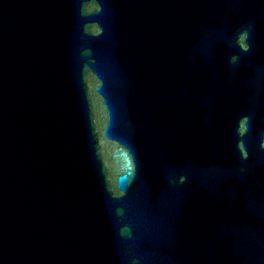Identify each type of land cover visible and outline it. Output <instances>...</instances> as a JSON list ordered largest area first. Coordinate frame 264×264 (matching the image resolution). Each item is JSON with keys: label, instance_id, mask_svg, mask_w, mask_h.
<instances>
[{"label": "water", "instance_id": "obj_1", "mask_svg": "<svg viewBox=\"0 0 264 264\" xmlns=\"http://www.w3.org/2000/svg\"><path fill=\"white\" fill-rule=\"evenodd\" d=\"M183 88L264 248V0H147Z\"/></svg>", "mask_w": 264, "mask_h": 264}]
</instances>
